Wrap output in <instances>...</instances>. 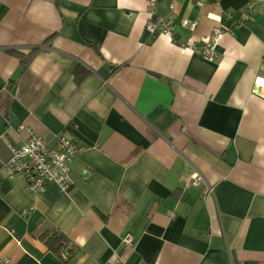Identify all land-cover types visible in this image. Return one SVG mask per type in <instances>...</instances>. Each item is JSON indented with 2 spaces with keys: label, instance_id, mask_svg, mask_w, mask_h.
Instances as JSON below:
<instances>
[{
  "label": "crops",
  "instance_id": "obj_1",
  "mask_svg": "<svg viewBox=\"0 0 264 264\" xmlns=\"http://www.w3.org/2000/svg\"><path fill=\"white\" fill-rule=\"evenodd\" d=\"M173 1L195 32L148 33L147 0H0V259L264 264V0L236 26L222 0ZM219 23L232 30L209 63L190 45ZM29 131L80 147L66 192L4 176Z\"/></svg>",
  "mask_w": 264,
  "mask_h": 264
},
{
  "label": "built area",
  "instance_id": "obj_2",
  "mask_svg": "<svg viewBox=\"0 0 264 264\" xmlns=\"http://www.w3.org/2000/svg\"><path fill=\"white\" fill-rule=\"evenodd\" d=\"M161 0H147L149 19L146 30L150 34H174L178 26L195 32L198 23L188 19L176 20L173 15L174 1L169 0L170 15L163 17L158 15ZM255 10V3L249 2L241 9L240 18L235 20L229 16L233 26L249 19ZM232 27L218 24L209 35L201 36L190 46L197 48L209 63H216L219 59V47L223 41L224 33L230 32ZM264 80L257 78L253 86V95L264 97ZM81 149L77 143L63 134L57 135L55 146H50L41 136L29 131V137L18 148H14L11 158L4 164L5 177L12 179L21 175L27 181L30 193L39 194L45 191L48 183H55L62 192H66L72 185L71 165ZM2 176L0 175V178ZM203 178L199 174L192 177L191 185L199 187ZM207 195L212 196V188H208ZM123 242L131 246L134 242L131 235H126ZM8 258H1L0 264H9ZM119 264H123L118 259Z\"/></svg>",
  "mask_w": 264,
  "mask_h": 264
},
{
  "label": "trees",
  "instance_id": "obj_3",
  "mask_svg": "<svg viewBox=\"0 0 264 264\" xmlns=\"http://www.w3.org/2000/svg\"><path fill=\"white\" fill-rule=\"evenodd\" d=\"M250 1L248 0H222L221 6L224 11L229 10H241L244 8ZM35 54V51H33L29 55H23L19 54L21 57H23L24 63H27L31 57ZM77 74L79 75V72L77 71ZM87 74H82L80 78L77 79V82L80 83L85 79ZM42 238L46 240V242L49 244L50 248L56 252H58L61 248H64L65 244L68 243L67 238L58 232H51V233H44L42 235Z\"/></svg>",
  "mask_w": 264,
  "mask_h": 264
}]
</instances>
